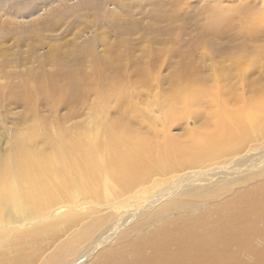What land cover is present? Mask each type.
Here are the masks:
<instances>
[{
	"label": "rangeland",
	"instance_id": "obj_1",
	"mask_svg": "<svg viewBox=\"0 0 264 264\" xmlns=\"http://www.w3.org/2000/svg\"><path fill=\"white\" fill-rule=\"evenodd\" d=\"M41 78L58 90L69 80L76 86L55 103L53 92L40 90ZM114 78L126 86L136 107L128 120L140 132L152 135L156 126L161 134L168 125L176 143L188 147L205 134L207 122L221 124L218 106L226 103L231 120L235 112L243 116L233 123L242 128L241 141L220 156L153 174L120 197L63 201L38 217L19 212L9 186L2 195L9 200L0 217V248L52 221L75 219L54 239L34 240L33 264H116L160 230L204 215L223 220L226 205L264 188V121L248 131L243 110L264 96V0H0V163L38 120L52 135L59 124L71 137L79 131L81 138L96 139L97 93ZM174 89L183 95L196 89L207 99L180 103L167 123L161 108ZM128 111L126 103H113L105 117L116 122ZM37 146L45 148L46 140ZM258 229L262 236L252 238L251 251L240 253L244 264H258L254 251L264 248V220ZM10 243L8 260L18 253ZM144 251L151 255L149 247Z\"/></svg>",
	"mask_w": 264,
	"mask_h": 264
},
{
	"label": "bare ground",
	"instance_id": "obj_2",
	"mask_svg": "<svg viewBox=\"0 0 264 264\" xmlns=\"http://www.w3.org/2000/svg\"><path fill=\"white\" fill-rule=\"evenodd\" d=\"M182 74L178 77L181 78ZM75 83L69 80L65 88L58 90L47 86L42 78L39 80L40 90L53 92L55 100L59 95L61 99L65 97L76 86ZM126 90L124 83L114 78L107 82L106 89L97 93V103L92 113L93 121L99 125L96 139L86 136L85 139L81 138L79 131L71 137L59 124L55 135H52L54 130L50 126L43 128L38 120L28 129L27 138L16 140L10 156L0 163V217L9 200L2 195L7 194L6 188L9 186L15 189V197L11 200L20 202L22 209L19 212L28 218L38 217L63 201L71 203L77 199L110 200L120 197L126 191L145 183L153 174H166L169 170L178 169L181 164H193L195 159H212L219 153L230 152L241 141L242 128L233 123L241 124L243 116L235 112L237 114H233L238 116L231 120V111L226 103L218 106V116L223 117L221 124L207 122L203 126L205 134L196 136L188 147L176 143L168 125L161 134L156 126H152L149 131L152 135L140 132L128 120L136 107ZM205 98V94L196 89L189 95L174 89L161 108V118L173 121L179 112L180 103L196 105ZM113 103L129 105L124 119L113 122L105 117L106 112L112 110ZM260 103H264V96L257 97L250 104L245 103L243 107V110L248 111L244 119L248 123V131L256 130L253 125L264 121V112L261 111L264 107H260ZM152 122L154 124L156 119ZM212 132H216L214 137L209 134ZM40 138L46 140L45 148L37 146ZM248 194L236 198L223 208V220L210 221V217L204 215L174 230L164 228L154 237L134 244L133 247L137 246L140 250L134 254L131 252V255H135L133 258L127 256L116 264H244L240 253L251 251L249 244L254 236L261 235L258 223L264 220V188ZM74 221H52L39 230L17 236L9 242L11 249L16 250L18 246L17 255L10 261L5 258L7 246H10L6 242L0 248V264L3 261L5 264H33L37 255L34 250L38 246L34 240L41 242L45 236L54 239L60 233L59 227H68ZM28 238L33 244L32 250L26 247ZM172 244L176 246L175 250L170 248ZM233 246L237 247V251ZM146 247L152 250L150 256L144 254ZM254 253L258 256V264H264V248ZM59 255L55 254L56 257Z\"/></svg>",
	"mask_w": 264,
	"mask_h": 264
}]
</instances>
